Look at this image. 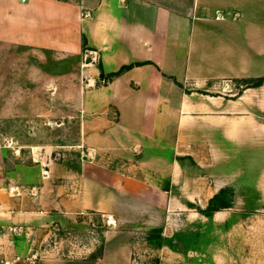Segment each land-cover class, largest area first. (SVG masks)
<instances>
[{
  "label": "crops",
  "instance_id": "obj_1",
  "mask_svg": "<svg viewBox=\"0 0 264 264\" xmlns=\"http://www.w3.org/2000/svg\"><path fill=\"white\" fill-rule=\"evenodd\" d=\"M263 76L264 0H0V123L63 102L91 158L66 168L58 200L42 194L52 167L36 165L46 176L25 192L0 142V264H13L18 239L61 210L181 234L173 213L195 198H207L200 211L222 191L264 201V83L249 87ZM108 146L169 149L166 187L106 167L118 163L102 154ZM120 235L108 234L96 260L36 264H132Z\"/></svg>",
  "mask_w": 264,
  "mask_h": 264
},
{
  "label": "rangeland",
  "instance_id": "obj_2",
  "mask_svg": "<svg viewBox=\"0 0 264 264\" xmlns=\"http://www.w3.org/2000/svg\"><path fill=\"white\" fill-rule=\"evenodd\" d=\"M51 107L43 106L39 117L0 123V142L8 145L5 153L8 162L13 161L14 175L20 178L23 174L21 182L27 188L25 192L37 181L39 173L46 176L43 175L46 171L40 172L36 165L43 163L46 169L52 167V177L41 183L42 194L47 193V196L54 190L59 200L64 196L66 168H75L81 159L91 158L85 148L77 147L81 143L80 119L77 116L65 118L63 102H58L57 106L51 103ZM162 149L154 147L157 153L153 155L147 150L135 154L128 149L120 151L108 146L102 154L117 156L119 164L108 163L110 158L104 164L106 167L166 187L169 179L164 155L170 156L171 152ZM238 162L240 166L241 158L231 157V164L235 166ZM218 194H223L220 201L227 202V207L233 205L234 209L224 207L207 215L204 210ZM218 194L208 199V205L202 211L198 203L206 197L195 198L196 204H190V210L184 213L174 211L175 224L182 226L181 234H168L162 228L141 224H116L111 217L99 212L67 213L61 210L54 222L30 230L27 236L23 234V238L18 239V253H14L13 264H36L41 258L81 260L98 256L105 249L104 239L108 234L114 236L121 232L129 238L132 264H264V208L253 209L264 201L258 202L255 197H232L227 191ZM189 199L192 201L191 197ZM246 203L252 207L242 213V205ZM194 208L200 213H195ZM225 220L230 224L226 225Z\"/></svg>",
  "mask_w": 264,
  "mask_h": 264
},
{
  "label": "trees",
  "instance_id": "obj_3",
  "mask_svg": "<svg viewBox=\"0 0 264 264\" xmlns=\"http://www.w3.org/2000/svg\"><path fill=\"white\" fill-rule=\"evenodd\" d=\"M61 1H65V0H61ZM129 67H123V68H121L118 72H116V73H114V74H112L111 75V77L112 76H114V75H118V74H120L123 70H125V69H128ZM264 83V76L263 77H261V78H258V79H256V80H254L253 82H251L250 84H249V87H251V86H259V85H262ZM223 196V194H218V195H216L213 199H211L210 200V203H209V205H208V207L204 210V212L208 215V213H212V212H214V211H216V210H218V209H221V208H224V207H227V205H228V203L227 202H222V201H220L221 199V197ZM87 213H96V212H87ZM101 215H103V214H101ZM160 231V230H159ZM104 238V237H103ZM100 256H101V254L100 255H98V256H94V257H89V259L90 260H96V259H98V258H100Z\"/></svg>",
  "mask_w": 264,
  "mask_h": 264
},
{
  "label": "built area",
  "instance_id": "obj_4",
  "mask_svg": "<svg viewBox=\"0 0 264 264\" xmlns=\"http://www.w3.org/2000/svg\"><path fill=\"white\" fill-rule=\"evenodd\" d=\"M22 2L26 1V0H21Z\"/></svg>",
  "mask_w": 264,
  "mask_h": 264
}]
</instances>
